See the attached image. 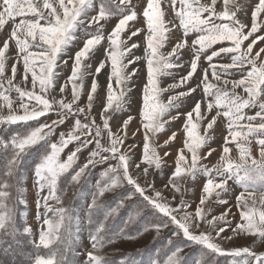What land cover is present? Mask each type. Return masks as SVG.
Listing matches in <instances>:
<instances>
[{
	"label": "rangeland",
	"instance_id": "374dc122",
	"mask_svg": "<svg viewBox=\"0 0 264 264\" xmlns=\"http://www.w3.org/2000/svg\"><path fill=\"white\" fill-rule=\"evenodd\" d=\"M16 220L37 264H264V0H0Z\"/></svg>",
	"mask_w": 264,
	"mask_h": 264
},
{
	"label": "trees",
	"instance_id": "16d2710c",
	"mask_svg": "<svg viewBox=\"0 0 264 264\" xmlns=\"http://www.w3.org/2000/svg\"><path fill=\"white\" fill-rule=\"evenodd\" d=\"M145 202L149 204L146 200ZM149 207L152 209L154 208L151 204H149ZM155 210L158 213L156 215L162 219L171 220V222H174L169 214H167L165 211L157 209ZM17 211H19L18 208ZM17 221L18 220L14 222L12 221L7 228L8 231L6 229L5 235L3 234L0 237V264H37L34 262L35 258L45 256L46 251L51 249V247L54 245L42 250L43 248L34 243L33 240L30 239L29 235L19 228L20 226ZM72 252L73 248L69 245L66 248V255H64V258L60 264H68L67 261L71 257ZM142 254L143 256H147L149 253L143 251ZM32 255H34L33 260Z\"/></svg>",
	"mask_w": 264,
	"mask_h": 264
},
{
	"label": "bare ground",
	"instance_id": "6f19581e",
	"mask_svg": "<svg viewBox=\"0 0 264 264\" xmlns=\"http://www.w3.org/2000/svg\"><path fill=\"white\" fill-rule=\"evenodd\" d=\"M3 20H4V18H3Z\"/></svg>",
	"mask_w": 264,
	"mask_h": 264
}]
</instances>
